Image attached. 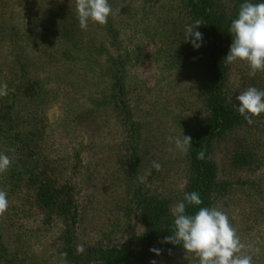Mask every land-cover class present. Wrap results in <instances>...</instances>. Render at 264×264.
<instances>
[{
	"label": "rangeland",
	"instance_id": "obj_1",
	"mask_svg": "<svg viewBox=\"0 0 264 264\" xmlns=\"http://www.w3.org/2000/svg\"><path fill=\"white\" fill-rule=\"evenodd\" d=\"M208 1L213 39L200 25L201 46L194 48V37L186 40V26L199 19L193 0H109L118 14L104 26L89 21L87 30L79 26L76 0H0V84L13 99L21 67L35 83L13 113L27 122L11 132H23L24 145H17L24 153L0 141V153L12 162L0 174L9 200L0 217V264H62L64 249L76 253L78 244L85 251L76 253V264H109L103 260L108 253L144 247L147 216L157 200L174 219L192 177L174 139L191 137L209 118L207 65L221 50L225 58L230 51L227 27L240 6L264 3ZM224 66L222 96L239 114L236 97L249 87L264 90V72L250 77L239 60ZM111 72H118L119 83ZM253 119L249 125L242 116L213 141L217 180L229 186L211 208L225 212L236 228L245 245L241 255L264 264V114ZM24 168L42 181L55 180L58 194L69 188L75 218L56 215L61 197L43 209L35 182L10 179ZM256 248L259 253H252ZM153 261L198 264L183 246L140 264Z\"/></svg>",
	"mask_w": 264,
	"mask_h": 264
},
{
	"label": "trees",
	"instance_id": "obj_2",
	"mask_svg": "<svg viewBox=\"0 0 264 264\" xmlns=\"http://www.w3.org/2000/svg\"><path fill=\"white\" fill-rule=\"evenodd\" d=\"M209 1L208 0H193L192 9L194 12L198 13V18L202 20V29L206 30V35L208 39H213L212 34L214 29H212V19L211 13L208 10ZM231 25V24H230ZM230 25L227 27L230 30ZM211 30V31H210ZM116 37V36H113ZM212 41V40H211ZM216 42V40H215ZM216 50L217 48H212ZM223 50H221L217 55L218 57L213 58L211 62H208L207 73L209 76V86H208V97H207V109L209 111V118L205 124L191 136L192 147L186 152L187 164L189 171L191 173V181L189 185L185 188V193L197 192L200 195L203 203L201 205H190L186 201H182L186 206V214L194 215L200 207L211 208L215 199L225 193V190L229 186L224 182H219L217 180L216 166L210 160V155L212 153L213 141L220 137L224 132L231 130L236 124L242 121V116L240 114L233 112L230 109L222 96V91L224 87V71H225V57ZM221 55V56H220ZM25 67H21L20 78H17L13 83L12 97L5 96L0 100V141H5L12 147H17L18 153H24L23 148L19 145H24L23 142L26 140L23 136V132L15 133L16 135H11L12 130L19 128L20 124H25L23 119L15 116L13 117L14 107L18 98L21 96L28 95L35 88V83L27 80V73L24 71ZM113 73V72H111ZM118 73V72H116ZM116 73L112 74L115 83H119L120 79ZM27 80V81H25ZM8 99V101H5ZM7 102V103H6ZM2 106L1 104H5ZM132 139H134L132 137ZM5 143V144H6ZM19 143V145H17ZM20 147V148H19ZM199 151L204 152L203 159H197V154ZM24 156V155H23ZM20 162H23L21 157ZM25 163V162H24ZM25 165H23L24 167ZM25 172H12L11 180L14 182H26L27 185L35 182L37 187L36 192V203L41 208H48L49 206L54 207L56 200H61L58 202V206H55L58 211L56 215L59 217L75 218V206L68 196L70 192L69 188L62 187L63 192L58 194L56 191L57 182L55 180H43L40 174H35L34 172H29L25 169ZM132 175V174H131ZM26 176V177H25ZM149 215L147 216L145 240L146 243L144 247L138 251L130 252H113L108 253L104 256L103 260L109 262V264L123 263V264H140L147 263L152 260H157L163 256H168L182 245H176L173 243L165 242V237L171 236L174 232V219L170 215L169 208L167 204L162 201L156 202L154 206H151ZM64 253H67L68 264H76L79 260V256L71 248H65Z\"/></svg>",
	"mask_w": 264,
	"mask_h": 264
},
{
	"label": "clouds",
	"instance_id": "obj_3",
	"mask_svg": "<svg viewBox=\"0 0 264 264\" xmlns=\"http://www.w3.org/2000/svg\"><path fill=\"white\" fill-rule=\"evenodd\" d=\"M77 18L82 30H87L89 21L104 26L110 16H115L109 0H76ZM203 22L197 19L186 26V40L193 36L194 48L201 46L202 34L195 31ZM232 43L225 62L232 64L236 61L245 62L250 68L248 75L254 77L256 73L264 72V3L245 2L240 6L238 18L230 25ZM7 95V84H0V96ZM236 100L239 101L238 111L247 124L254 123L255 117L264 114V90L249 87L241 92ZM169 142L173 137H168ZM190 136L176 137L174 143L181 152H187L192 147ZM204 152L199 151L197 159H203ZM10 158L0 153V174L11 167ZM157 171L162 165L152 162ZM8 194L0 190V217L9 208ZM184 201L190 205H201L203 201L197 192L185 193ZM174 232L165 237V242L182 245L186 253H193L198 264H253V255L241 252L245 245L241 242L236 228L232 226L227 214L216 207H200L194 215L186 214L184 202L178 203L174 209ZM85 251L82 244L76 246V253ZM259 249H251L252 253H259ZM62 264H68L67 253H61ZM152 264H156L155 261Z\"/></svg>",
	"mask_w": 264,
	"mask_h": 264
}]
</instances>
